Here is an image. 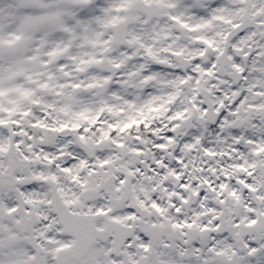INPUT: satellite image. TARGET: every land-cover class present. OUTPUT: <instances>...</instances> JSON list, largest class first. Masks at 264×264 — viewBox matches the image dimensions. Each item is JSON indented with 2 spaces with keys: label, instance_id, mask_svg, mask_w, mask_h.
Wrapping results in <instances>:
<instances>
[{
  "label": "snow or ice",
  "instance_id": "snow-or-ice-1",
  "mask_svg": "<svg viewBox=\"0 0 264 264\" xmlns=\"http://www.w3.org/2000/svg\"><path fill=\"white\" fill-rule=\"evenodd\" d=\"M0 264H264V0H0Z\"/></svg>",
  "mask_w": 264,
  "mask_h": 264
}]
</instances>
